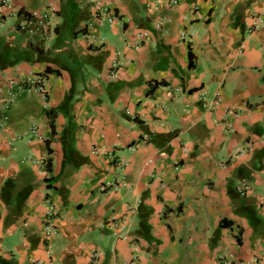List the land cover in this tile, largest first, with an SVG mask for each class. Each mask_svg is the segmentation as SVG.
Wrapping results in <instances>:
<instances>
[{
  "label": "crops",
  "instance_id": "crops-1",
  "mask_svg": "<svg viewBox=\"0 0 264 264\" xmlns=\"http://www.w3.org/2000/svg\"><path fill=\"white\" fill-rule=\"evenodd\" d=\"M3 1L0 264H264V0Z\"/></svg>",
  "mask_w": 264,
  "mask_h": 264
},
{
  "label": "built area",
  "instance_id": "built-area-1",
  "mask_svg": "<svg viewBox=\"0 0 264 264\" xmlns=\"http://www.w3.org/2000/svg\"><path fill=\"white\" fill-rule=\"evenodd\" d=\"M8 2L5 0L3 1L2 6H7ZM92 8H93V12H94V16L100 20H102L103 18H107L108 22H112L113 20H115L117 18V16L114 15V13L111 11V9L109 8H105L103 7V5H101L99 2H95L92 4ZM48 19H49V15L48 12H44V13H40V12H32V13H21L19 16V22L21 27H36V28H44L47 23H48ZM262 18L258 17L255 20V23H253L252 29H255L259 26V24L262 23ZM158 27L160 28V24L158 25ZM146 36L147 33H142L139 35V39L141 41L146 40ZM116 65L118 64H114L113 67L115 68ZM44 82H45V77L43 75H37L35 77V80L33 83H31L29 85V88H33L36 91H38L44 98L47 97V90L44 87ZM202 101L204 102L205 107L210 106L211 108H216L218 105H220L221 101L217 96H215L214 99H212L211 102H206V98L202 97ZM238 113L229 108L226 107L225 108V116H237ZM49 164L48 161L45 160L42 164H41V173L42 175L45 177V183L47 181V176L49 175ZM48 186V184H46ZM240 188L237 189L238 193L240 196H243L246 192V190L248 189L246 186L247 184L244 182V180H242L240 182ZM44 205L46 206V212L43 216V220H42V231H43V241L46 243L48 242V240L55 235L56 230L53 226V219L55 218V207L52 201V198L50 197L49 194H47L44 198ZM46 250L47 253L49 254V246L46 243ZM30 264H44L41 261H34Z\"/></svg>",
  "mask_w": 264,
  "mask_h": 264
}]
</instances>
